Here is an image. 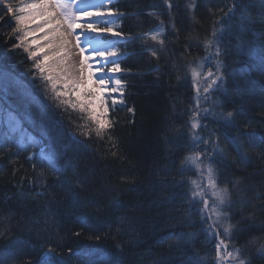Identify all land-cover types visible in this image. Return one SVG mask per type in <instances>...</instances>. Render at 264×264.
<instances>
[{
    "label": "trees",
    "instance_id": "1",
    "mask_svg": "<svg viewBox=\"0 0 264 264\" xmlns=\"http://www.w3.org/2000/svg\"><path fill=\"white\" fill-rule=\"evenodd\" d=\"M232 3L120 0L117 6L124 14L122 33L131 38L126 43L130 55L122 66L128 72L124 78L125 106L108 113L117 144L115 157L109 153L107 137L98 141L94 134L91 138L80 136V130L70 123H83L79 113L69 110L70 116H62L61 110L52 107L32 84L33 63L13 47L17 44L12 34L15 27L0 6V145H4L0 147V232L5 233L0 237V258L5 264H26L28 259L38 264L41 252L49 246L66 256L68 264H80L69 248H99L121 264H189L197 260L214 264L215 254L213 248L209 253L206 244L200 208L191 202L188 180L177 175L190 150L180 120L185 118L188 128L192 97L185 94L183 86L190 67L209 55L204 42ZM243 3L255 4L248 9L255 22L244 37L250 54L247 51L236 58L229 46L232 25L243 9L235 13L232 23L219 26L225 33L221 46L226 49L219 60L230 75L216 100L224 114L233 112L234 117L231 121L218 119L221 123L216 125L215 140L226 152L217 157L216 169L229 189L235 248L251 264H264L256 251L264 243V12L261 0ZM156 24L164 31L172 29V33L161 36L164 44L154 57L150 40L139 35ZM214 53L213 48L211 54L216 60ZM243 58L253 66L244 64ZM45 105L51 119L41 127L39 115ZM29 111L35 123L24 119L23 127L37 141L52 139V148L63 153L60 165L67 164L68 168L59 182L47 163L30 162L27 159L33 153L21 152L14 143L5 142L15 117L23 118ZM73 132L83 143H77ZM225 137H236L244 144L250 156L248 164L239 163ZM248 141L253 142L252 147ZM68 179L71 185L65 183ZM85 222L90 227H82ZM77 232L81 234L75 235ZM254 239L256 243H249ZM14 241L25 242L23 252L15 258L8 251Z\"/></svg>",
    "mask_w": 264,
    "mask_h": 264
},
{
    "label": "snow or ice",
    "instance_id": "2",
    "mask_svg": "<svg viewBox=\"0 0 264 264\" xmlns=\"http://www.w3.org/2000/svg\"><path fill=\"white\" fill-rule=\"evenodd\" d=\"M111 3V0H108ZM189 7H194V5H189ZM255 4H244L243 0H233L232 6L227 8V11L223 13V17L233 18L237 11H240V15L235 19L232 28L234 29V35L238 40L237 48L240 51H245L247 49L248 53H251L247 42L244 37L252 31V24L255 22L253 16L248 11L249 8H254ZM104 8V0H96V2H87V0H33V2L21 5L17 8H13L11 4L7 6V12L13 13H25L30 10L34 14H40L42 12L43 18L46 21V26L49 28L54 27L51 23L47 22V18L55 14H59L64 24L67 25L68 35L72 36L76 34V30L80 29V32L75 35L76 47L79 49L80 59L78 62V68L72 66H65V58L68 53L64 51L63 47L60 51L54 52L51 55L46 53L43 48L39 51L29 50L28 58L32 59V71L30 75L32 77V84L43 93L44 99L50 101V104L55 109H60V114L63 116L68 114L70 116L69 110L71 112L79 111L81 114L79 117L80 121L83 123H76L74 120H70V123L75 124L76 128L80 130V136L91 138L94 134L98 141H104L107 137L106 143L109 147V153L112 156H117L118 152L117 144L114 136L112 135L113 121L108 117L109 111L115 110V105L123 103L122 99H117L113 96V93L119 92L121 96L123 95L124 82L122 79L115 76L116 73L122 71L119 60L123 53H119L115 50L114 45L99 39L96 36H90V32H97V27L94 25H104L100 28V32H110L112 29L108 27L112 23L111 19H91L93 17H104L105 12L102 11ZM54 9L55 11H51ZM94 10V11H93ZM223 11V10H222ZM261 11L264 12V0H261ZM117 15L116 13L107 12V16L112 17ZM82 17H88L87 21L82 22ZM223 17L218 19V23L223 24ZM33 17H25L23 15H18L16 17L20 25L25 23L26 19H31ZM2 19V17H0ZM60 21H57V25ZM16 29H12L13 36L16 33ZM43 31V29H41ZM57 34L64 35L57 30ZM27 32L24 34V38H27ZM116 36H120V33H115ZM145 36H149L153 41L163 45L164 41L159 39L161 32H153L151 34L145 33ZM224 31L219 28H214L211 37L204 42L205 49L208 50L209 55L205 56L204 61L210 62L213 59L211 50L215 49V71L209 66V71L201 72L197 71L196 68L191 69V74L194 78H200L203 85V99L207 100L209 95L213 94L215 90L223 87L224 73L221 71L222 61L219 57L225 54L226 49L221 45L223 43ZM20 40V37H16ZM45 39H48L46 36ZM36 43L35 41L32 42ZM69 40L65 39L61 41V45H68ZM86 44L88 48L91 49L89 55H85V48L82 46ZM14 48L19 47V44H14ZM48 48H52L51 44L47 45ZM32 48V44L28 45V49ZM26 49V50H28ZM43 54V55H42ZM153 56L157 55L156 51H152ZM57 60L55 65H50L49 61ZM94 61V63H93ZM111 65V67H109ZM198 68L202 69L205 67L204 63H198ZM78 72V77L74 75ZM264 75V73H262ZM62 81V84L59 82ZM2 82V81H0ZM197 88V103L195 109L192 111V116L190 119V133L193 142L200 141L201 137L197 133V129H203L207 125L202 124V120L211 111L210 108H202L200 105V88L201 84L196 85ZM75 96V100L71 97ZM111 99L110 106L107 103V99ZM132 111V109H129ZM201 112L204 114L201 115ZM234 117L233 112H227L221 118L231 121ZM24 119L32 121L35 123L32 113L29 111L25 114V117L16 116L15 120L20 130L24 133L27 146H36L37 137L34 136L28 129L23 127ZM51 119V114L49 106L45 105L44 109L40 112L39 123L41 127H46L47 122ZM74 139L77 143H83V141L77 138L76 132L72 133ZM225 141L228 146L236 153V158L239 163L244 165L250 162V156L247 148H245L243 143L238 141L236 137H225ZM203 144H212V151L200 150L196 151L193 155L186 156L184 160L181 161V167L188 170L187 165H194L197 172L204 176L207 180V185H202L197 183V181H191L195 190L191 191V202H203L204 207L200 209L201 219L205 220L207 223L211 220V216L206 217L205 213L211 210V214L217 217L222 215L226 216V212L220 210V206H225L231 208V201L229 198V189L218 188L216 169L214 164L217 162L218 156L225 155L226 149L221 145L219 141L212 142L210 139H205L202 141ZM248 147L253 146L252 141H248ZM264 145V140L261 141ZM4 145H0L3 147ZM32 155H29V159H32ZM63 153L58 151L55 147L50 150H41V160L47 162L48 169L57 176L58 182L65 176L68 165H60V159ZM35 167V165H34ZM206 173V176L204 175ZM123 179V178H122ZM65 183L71 185L72 180L68 179ZM81 181L76 180V184L79 185ZM207 189H211V197L215 198L213 203L209 204V199ZM68 194L72 195L71 188L68 189ZM218 201V203H216ZM118 203V201L116 202ZM261 211H264V206H261ZM219 219L211 221L208 226L209 236L216 238L218 243L216 244V255L215 264H225V262L230 261L231 264H251L248 258H241V250L239 248L229 249L228 244L225 239L221 237H227L231 239L230 233L233 229V225L229 224L223 227V232L216 231V227L219 225ZM82 227H90L86 222L82 224ZM81 233L77 232L75 235L79 236ZM5 235L4 232H0V237ZM96 241L101 238L99 235L95 237ZM23 241H14L12 246L9 248V254L15 258L16 255L23 252L24 248ZM249 243H256V240H252ZM120 247L119 244L116 246ZM257 253L264 258V243L260 244V247L256 249ZM68 252L74 254L80 261V264H121V261L113 258L109 253L105 252L99 248L90 249H80L79 251H74L69 248ZM0 264H5V260L0 258ZM26 264H33L31 259H28ZM38 264H68V258L62 256L55 247L49 246L46 250L41 252ZM189 264H203V260L190 261Z\"/></svg>",
    "mask_w": 264,
    "mask_h": 264
},
{
    "label": "rangeland",
    "instance_id": "3",
    "mask_svg": "<svg viewBox=\"0 0 264 264\" xmlns=\"http://www.w3.org/2000/svg\"><path fill=\"white\" fill-rule=\"evenodd\" d=\"M90 1L96 2V0H87V2H90ZM113 1L114 0H111V2H113ZM104 2H105L104 3L105 5H106V2L109 3L108 0H104ZM28 3H31L30 0H0V6L2 8H4L6 10V12H7L8 4H11V6L15 9V8H17V7L21 6V5H25V4H28ZM105 5H104V7H105ZM51 11H54V10H51ZM102 11L105 12V16L104 17H93L91 19H101V20L102 19H111L112 23L110 25H108V27H110L112 29V31H110V32H100L99 29L103 28L104 25H102V24L101 25H94V27H97L98 31L97 32H90L89 35L90 36H96L99 39H102L103 41L111 43L112 45H114L115 50L118 52V54L119 53H123V55L120 57L119 62L120 61H125V59L127 57H129V55H130V53L128 52V50H129L128 48L129 47L127 46L126 42H128L131 37H128V36L125 35V33L124 34L122 33L123 29H122V26L119 24V18L120 17H118V16H122V15L116 13L115 11H111L113 13H116L117 15L109 17V16H107V12L109 10H106V9L103 8ZM8 14H9V17L11 18V22L13 23L15 29L17 30L16 33H15L16 37H20L21 38L20 40L16 39L17 44H19L18 48L24 54H26V56L28 58V51L29 50L39 51L40 49L37 46H35V43L34 44L32 43L34 40L31 38L32 34H31V31L28 30V27L20 25L19 22L16 19V17L18 15L26 16L27 12L18 13V12L14 11L13 13H11V14L8 13ZM123 16H124V14H123ZM52 18H56V20L60 21L59 26H60L61 29L63 27L62 30L66 33L67 40L70 41V43L68 44L67 49L65 51H67V50L70 51V54L73 56V66H75V68H78V62H79V59H80V53H79V49L76 47V40H75V35L79 33V32H77L78 29L76 30V34H73L72 36H69L67 34L68 33L67 25L64 24L63 20L59 16V14L57 13V14L53 15ZM84 18H85V21L90 19L88 17H84ZM82 22H84V20ZM157 31L161 32V35H160L159 39L161 38V36L163 34L165 35V34L169 33L168 34V36H169L172 33V29H171V31H169V30H165L164 31V29L161 28L159 25L155 26V28L153 30H150V32L148 31L147 33L151 34L153 32H157ZM25 32H27L28 35H27L26 39H23ZM115 33H120L121 35L120 36H116ZM101 34H104V36L102 38H100ZM145 37H146L145 38L146 40H150L149 46H152L154 51L157 50L159 52V49L161 48L160 47L161 44L157 43L156 41H153L150 38V35L149 36H145ZM62 38H64V37H62ZM123 43L125 44V46L123 45ZM29 44H32V48L31 49H28V45ZM82 46L85 48V53L84 54L85 55H89L90 52H91V49L88 48V46L86 44H84ZM26 49H28V50H26ZM28 61L32 62V63L34 62L32 59H29V58H28ZM203 62H204V59H202V61H198L197 63L195 62L190 67V72L188 73V77H186V79H188L187 84H186V86H188V91H189L188 97L191 98V96H192V103L194 105L190 109L188 129L186 130V133H185L186 137L189 139V149H190L187 156L193 155L196 151H200V150L212 151V144L209 143L208 145H205V144H203L202 141L205 140V139H210L212 142H216V140H215V135H216L215 129L217 128L216 125H219V123H221V121L223 120L222 118H219L217 115L214 114L216 112V110L219 109L218 99L216 100V98H218L219 96H217V95L213 96V94H211L210 99L204 100L203 99V96H204L203 87L206 86V85L202 84V81H201L200 78H198V77L194 78L192 76V74H191V69L192 68H196L197 71H201V72H205V73L207 71H209V66L213 70V65L212 64L211 65L208 64V67H205L204 69L203 68L202 69L198 68L197 67L198 63H203ZM93 63H94V61H93ZM231 63L234 64L233 62H231ZM109 67H111V65H109ZM120 73L121 74L122 73L125 74V73H128V72L121 71ZM74 75L78 77V72H75ZM116 77L120 78V76H116ZM233 79H234V77L232 78V80ZM62 83H63L62 81L59 82V84H62ZM197 84H201L200 93H199L201 107L202 108H210L211 111L202 120V124L203 125H207V127L203 128V129H197V133L201 137V140L193 142V140L191 139V133H190V119H191V116H192V111L195 109L196 103H197V100H196V98H197L196 85ZM217 94L219 95V91H217ZM112 95L115 96L117 99H121V97H120L121 94L119 92L115 93V95L114 94H112ZM71 98L73 100H75V96H72ZM106 99H107V103L111 104V99L110 98H106ZM118 104L121 105L120 103H118ZM77 112L79 113V111H77ZM79 115H81V114L79 113ZM201 115L203 116L204 114L201 112ZM223 115H224V113H223ZM218 119H220V120L222 119V120L219 121ZM54 142H55V140H54ZM214 167L216 169V163L214 164ZM187 168L192 169V170L195 171V175L196 176H195L194 180L197 181V183L205 185V186L207 185V180L204 178V176H201L197 172V170H196L194 165L189 164V165H187ZM204 175L206 176V173ZM216 176L218 177L217 169H216ZM218 179L220 180V183H219ZM218 179H217V187L221 188V189L225 188L221 178H218ZM191 181H193V180L192 179L190 180V184L192 186V190H195L194 186L191 183ZM206 191L208 192V196H206V198L209 199V204H210V208H211V204L213 203L215 198L211 197V189H207L206 188ZM230 201H231V199H230ZM197 203L199 204L200 208L204 207L203 202H197ZM216 203H218V201H216ZM230 209L231 208H227L225 206H220V210L222 212H226L227 214L230 213ZM205 216L206 217L211 216V220H209L207 223L205 222V220H202L203 221L202 225H203V227L206 228L207 232H208V226L211 223V221H213V220L219 219V221H220L219 225L216 227V231H218V232H223V227L229 225L228 224V220H227V216L222 215L220 217H217V216L211 214V210L206 212ZM230 235H231V233H230ZM221 238L225 239L226 243L228 244L229 249L235 248V246H234V244L232 242V238L230 240L227 237H221ZM210 240L212 242L211 246L214 249V254L216 255V247L215 246L218 243V240L216 238H213V237H210ZM214 264H215V262H214ZM225 264H231V262L228 261V262H225Z\"/></svg>",
    "mask_w": 264,
    "mask_h": 264
},
{
    "label": "bare ground",
    "instance_id": "4",
    "mask_svg": "<svg viewBox=\"0 0 264 264\" xmlns=\"http://www.w3.org/2000/svg\"><path fill=\"white\" fill-rule=\"evenodd\" d=\"M30 2H33V0H30ZM37 2V1H36ZM227 10H225L226 12ZM29 13V14H28ZM235 16V14H234ZM25 17H33L31 19H26L25 20V23L22 25V26H26L28 27V30L31 31V38L36 42L35 43V46H37L39 49L43 48L44 51L48 54H52L54 52H57V51H60L61 48L63 47L64 51L67 49V46L68 45H64L62 46L61 45V41L62 40H65L67 39L66 38V33L60 28L59 24L57 25V22L58 20H56V18H52L51 17H48L47 18V22L48 23H51L54 27L52 28H49L46 26V21L45 19L43 18V14L42 12L40 14H34L31 10L29 12H27L26 16ZM221 18V17H220ZM224 19V24H226L225 22H230L232 23V20L234 19L233 18H229L226 19L225 17H223ZM159 24H156L155 26H158ZM220 25H222L221 23H218L216 22V24L214 23V28H221L219 27ZM152 27L151 29L155 28ZM160 26V25H159ZM41 29H43V31H41ZM149 29L148 31L150 32ZM57 30L60 32V33H64V35H59L57 34ZM146 31V33L148 32ZM145 33L143 32L141 35H139V38H146ZM48 37V39H45V37ZM64 37V38H62ZM229 43H230V48L232 51L236 52V54H234L236 56V58H239L241 55L243 56L246 52H247V49L245 51H240L238 48H237V44H238V40L237 38L235 37L234 35V31L233 33L230 34V38H229ZM51 44L53 47L52 48H48L47 45ZM68 53V56L65 58V66L66 67H69L70 69L72 68L73 66V56L70 54V51H66ZM205 56L203 57H200V59L198 61H202V59L204 58ZM244 61V64H246L248 62V66L252 67L253 66V62L252 61H248V59L246 58H243L242 59ZM197 61V62H198ZM50 65H55L57 63V60H52V61H49ZM196 62V63H197ZM205 64V67H208V64H212L213 65V71H215V64H216V60L215 59H212L210 62H207V61H204L203 62ZM203 67V69L205 68ZM221 71L224 73V80H223V84L227 83L228 79H227V76L230 75V72L228 70L225 69V67L222 65L221 67ZM235 81L238 83L239 79L236 78ZM125 82V81H124ZM233 84V83H232ZM232 87H237V85L234 83L232 85ZM183 90L185 92L186 95H188L189 91H188V86H183ZM223 111L221 110V108L219 107L218 110H216V112L214 113L215 115H217L219 118H221L223 116ZM180 124L182 126V131L184 133H186V129L187 128V124H186V119L185 118H182L180 120ZM177 172L178 174L177 175H180L182 176V179L184 181L190 179L191 177V173H190V169L188 168V170H185L184 168L180 166H178L177 168ZM187 172V173H186ZM188 176V177H187ZM227 220H228V224H231V220H232V215L230 213H228L227 215ZM233 233L234 230L232 229ZM232 234V233H231ZM235 235V234H233ZM235 237V236H234ZM232 238V237H231ZM234 239V238H233ZM235 239H238L237 237H235ZM239 240V239H238Z\"/></svg>",
    "mask_w": 264,
    "mask_h": 264
}]
</instances>
